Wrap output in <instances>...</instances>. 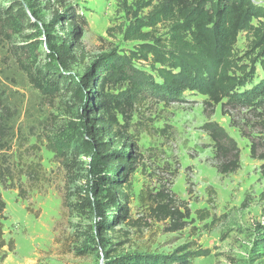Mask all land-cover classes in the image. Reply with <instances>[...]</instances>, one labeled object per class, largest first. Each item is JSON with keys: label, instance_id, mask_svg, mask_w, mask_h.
<instances>
[{"label": "rangeland", "instance_id": "374dc122", "mask_svg": "<svg viewBox=\"0 0 264 264\" xmlns=\"http://www.w3.org/2000/svg\"><path fill=\"white\" fill-rule=\"evenodd\" d=\"M252 1L264 9V0ZM26 2L37 15V26L25 29L19 37L37 45V65L48 62L47 47L58 46L64 36L57 20L75 10L85 21L78 50L70 52L73 58L68 71L72 75L83 74L109 54L135 49L138 42L127 40L123 30L148 11L137 8L134 0H126L124 5L123 0ZM26 11L30 15L27 7ZM166 29L160 24L158 33L164 34ZM0 43V118H9L16 132L7 159L17 177L26 165L39 166V182L34 186L21 175L16 186L23 192L0 185L5 202L4 237L14 242L3 264H106V253L111 257L170 254L179 247L192 249L195 243L210 248L211 253L191 264H264V245L260 243L264 228L263 161L252 158L249 151L251 141H257L256 154L264 153V115L255 121L257 112L220 104L207 108L203 96L188 91L182 93L181 100L169 104L148 99L137 106L129 131L139 154L130 176L129 204L137 224L121 223L103 232L100 225L107 221L109 211L68 206L86 194L82 169L87 158H77L81 162L76 161L78 166L67 178L61 162L46 148V143L66 133H78V104L66 91L53 99L44 97L17 68L15 58L8 54V42L4 39ZM236 48L240 53L247 50L243 34ZM133 64L148 70L144 62ZM207 121L219 123L237 142L240 167L235 172L221 175L214 167L211 140L201 128ZM158 191H167L178 205L190 210L185 228L170 232L168 221L148 217L138 195ZM197 209H208L217 217L216 222L211 224V218L198 220Z\"/></svg>", "mask_w": 264, "mask_h": 264}, {"label": "trees", "instance_id": "16d2710c", "mask_svg": "<svg viewBox=\"0 0 264 264\" xmlns=\"http://www.w3.org/2000/svg\"><path fill=\"white\" fill-rule=\"evenodd\" d=\"M0 1L5 2L0 4V42H8V54L15 58L17 68L44 97L53 99L58 92L66 91L78 104V133H66L46 143V148L61 162L67 178L78 166L77 158H87L82 169L86 194L83 200L68 206L109 211L101 231L121 223L137 224L129 209L130 176L139 158L129 131L137 106L148 99L169 104L181 100L182 93L188 91L203 96L207 108L220 104L257 112L255 121L264 115V9L252 0H134L137 8H148L123 30L127 40L138 42L135 49L109 54L81 75L68 71L73 58L70 52L78 50L85 29L77 11L56 21L64 36L58 46L47 47L48 62L37 65V45L31 36H25L29 42L19 37L25 29L37 26L36 13L26 0ZM160 24L166 25L164 34L158 33ZM241 34L247 50L240 53L236 44ZM134 61L144 62L148 70L135 67ZM8 119L0 118V185L21 192L22 187L16 186L21 175L34 186L39 182V166L30 163L20 176L14 175L6 154L16 132ZM201 128L211 140L217 172L226 175L238 170L240 149L235 139L216 121H207ZM256 147L257 141H251L250 156L263 161L260 170L264 176V153L256 154ZM138 200L150 219L168 221L170 232L185 228L191 216L186 205H178L167 191L141 192ZM4 209L0 194V264L6 252L14 249L13 240L4 237ZM195 214L201 221L211 218V224L217 220L208 209H197ZM261 230L260 243L264 245V228ZM210 253V248L195 243L192 249L179 247L170 254L111 257L106 253V264H191Z\"/></svg>", "mask_w": 264, "mask_h": 264}]
</instances>
